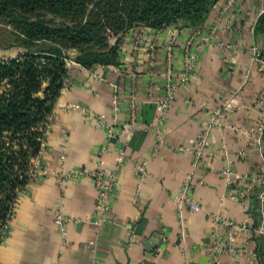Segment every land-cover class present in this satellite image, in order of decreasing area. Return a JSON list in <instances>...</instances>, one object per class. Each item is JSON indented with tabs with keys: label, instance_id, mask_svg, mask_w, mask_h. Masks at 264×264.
<instances>
[{
	"label": "crops",
	"instance_id": "obj_1",
	"mask_svg": "<svg viewBox=\"0 0 264 264\" xmlns=\"http://www.w3.org/2000/svg\"><path fill=\"white\" fill-rule=\"evenodd\" d=\"M224 4L225 0H219L204 22L215 27L213 42L200 51L189 81L175 94L164 121V143L153 156L155 139L148 124L162 96L167 48L170 65L178 69L191 28L133 27L119 35L115 65L85 69L66 63V86L53 107L45 150L32 162L33 166L38 163L35 177L17 196L0 241V264H206L204 247L211 243V227L203 212H219L234 221L264 222L258 203L255 212L250 211L254 199L249 201V211L224 199L226 190L217 173L224 167L223 159L203 157L193 169L191 156L184 151L195 146L209 111L224 108L225 116L211 130L206 152H219L224 145L234 171L249 173L256 166L253 158L242 160L232 153L246 143L229 127L253 124L263 114L259 98L264 93V71L248 55L249 47H263V38L246 29L254 28L259 12H264V0H236L219 18ZM218 43L231 45L233 51L218 49ZM114 98L118 112L113 115ZM98 116L115 134L130 120L134 124L122 138L129 160L116 174L112 220L97 230L92 223L95 191L88 175L95 168L97 149L105 143ZM116 159L117 145L109 143L103 156L105 172L114 168ZM142 162L148 177L137 190L132 168ZM70 168L87 175L60 181L58 175ZM192 172L196 183L191 197L202 212H182L186 236L180 243L173 196ZM58 203L71 220L66 224L65 243L52 224V209ZM129 231L141 244L127 246ZM90 240L95 241L93 248L82 247ZM149 242L150 250L145 248ZM244 242L242 236L237 240L238 245ZM220 264H230L227 256H220Z\"/></svg>",
	"mask_w": 264,
	"mask_h": 264
},
{
	"label": "trees",
	"instance_id": "obj_2",
	"mask_svg": "<svg viewBox=\"0 0 264 264\" xmlns=\"http://www.w3.org/2000/svg\"><path fill=\"white\" fill-rule=\"evenodd\" d=\"M218 1L0 0V31L7 33L0 34V52L8 53L0 59V241L17 196L32 179V162L45 150L47 118L64 88L66 63L85 69L115 65L123 32L200 27ZM253 32L263 38L264 62V12ZM261 140L264 157V133ZM254 242L264 264V239Z\"/></svg>",
	"mask_w": 264,
	"mask_h": 264
},
{
	"label": "built area",
	"instance_id": "obj_3",
	"mask_svg": "<svg viewBox=\"0 0 264 264\" xmlns=\"http://www.w3.org/2000/svg\"><path fill=\"white\" fill-rule=\"evenodd\" d=\"M236 0H225L224 7L219 11V18L222 17L224 12L232 7ZM262 12H259V15ZM250 34L254 33V28L251 27L246 29ZM215 32V27H207L204 24L200 27L191 28V32L186 39L183 50L181 64L178 69L172 68L171 56L169 54V48H167V67L163 74L164 84L163 92L160 99L155 104V117L148 124V127L152 130L155 139V148L153 154H156L160 146L163 145L164 140L162 138V133L165 127L166 113L174 99L175 94L178 89L186 84L191 77L195 65L197 56L200 51L213 42V36ZM215 46L220 50L233 51V47L229 44H215ZM249 59L253 64H257L264 71V62L260 59L259 50L255 47L248 48ZM69 63V61L67 62ZM100 66V65H97ZM66 84H64L65 88ZM260 101V102H259ZM259 103H261L264 110V93L261 94L259 98ZM116 98L113 99L112 114L118 112L116 105ZM77 108L76 106H73ZM224 108H214L208 113V119L205 128L196 136L195 146L190 150H184L191 156V166L196 168L199 161L203 157L210 158H221L224 160V167L217 171L220 176L223 185L226 190L224 199L236 203L241 209L247 211L249 208V201L255 199L258 203V212L263 214L264 212V157H263V144L262 135L264 133V112L260 116L259 120L253 124H247L242 126V122L234 126H230L229 129L232 130L238 137L246 143L245 148H239L232 153L239 159L248 160L253 158L256 160L255 169L249 173H238L231 168L230 162L228 161L229 151L224 145L219 147V152H206V146L210 139V132L213 128L219 127L221 121L225 116ZM53 114L47 118L46 130L49 128L52 122ZM97 126L104 130L105 132V143L100 146L96 153V163L94 170L88 175L91 179L94 191H95V208L93 211L92 223L98 230L103 223H109L112 220L111 215V202L113 196L115 195V179L118 170L121 165L127 162L129 159L125 154V144L123 141L124 130L134 124V120H130L129 123L122 126V130L115 134L113 127L107 124L103 117L96 118ZM109 143H115L117 145V159L115 166L112 170L105 172L103 169V156L106 152ZM180 150V148H179ZM37 161V159H35ZM34 160V161H35ZM30 170V178L35 177L34 168ZM133 177L136 180V189L138 190L141 183L147 179L148 172L145 167V163H135L132 168ZM40 173L46 174L45 170H39ZM87 175L81 169L70 168L58 175L60 181L67 179H77L83 178ZM195 178L193 172L187 174L182 181L179 191L173 196V204L177 219L179 222L180 233L178 241L180 243L184 242L186 232L183 226L182 212L184 210L199 213L202 212L200 206L193 202L191 193L195 186ZM205 218L210 224V240L211 243L204 247L207 254L206 264H220V256H227L230 264H238L239 261L245 262V264H259L256 246L254 239L263 238L264 239V222L260 221L256 226H252L248 220L234 221L229 218H225L219 212H203ZM12 217V215H11ZM10 217V219H11ZM9 219V220H10ZM71 221L70 218L65 216L60 209V204L58 203L52 209V224L55 228L56 233L59 235L61 242L66 241V224ZM9 221L3 228V234L5 235L7 230V225ZM164 231V230H163ZM243 237L246 241L242 245L237 244L239 237ZM250 242V244H245ZM254 242V243H252ZM137 243L141 244L140 241L136 240L135 235L129 231V236L127 240V246ZM95 246V241L90 240L85 242L82 247L93 248ZM150 248H147L150 250ZM191 250L193 248H190ZM186 249V251H190ZM184 251V252H186ZM183 252V253H184ZM140 264H144L142 261Z\"/></svg>",
	"mask_w": 264,
	"mask_h": 264
},
{
	"label": "rangeland",
	"instance_id": "obj_4",
	"mask_svg": "<svg viewBox=\"0 0 264 264\" xmlns=\"http://www.w3.org/2000/svg\"><path fill=\"white\" fill-rule=\"evenodd\" d=\"M0 34H3L4 37H7V33H6L5 31H0ZM114 39H115L114 37L109 36V40H108V42H109L110 44H112V43H114V41H112V40H114ZM7 54H8V53H2V52H0V59L6 57ZM69 54H70L71 56H73V52H69ZM263 112H264V110H263Z\"/></svg>",
	"mask_w": 264,
	"mask_h": 264
},
{
	"label": "water",
	"instance_id": "obj_5",
	"mask_svg": "<svg viewBox=\"0 0 264 264\" xmlns=\"http://www.w3.org/2000/svg\"><path fill=\"white\" fill-rule=\"evenodd\" d=\"M150 243V244H149ZM149 243H147L146 245H145V248H150L151 246H152V243L151 242H149Z\"/></svg>",
	"mask_w": 264,
	"mask_h": 264
}]
</instances>
